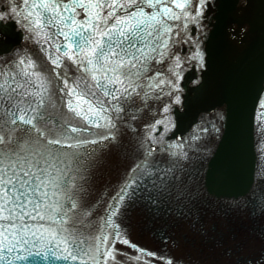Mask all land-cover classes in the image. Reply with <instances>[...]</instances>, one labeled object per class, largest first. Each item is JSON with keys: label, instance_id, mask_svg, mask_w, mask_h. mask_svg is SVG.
<instances>
[{"label": "snow or ice", "instance_id": "1", "mask_svg": "<svg viewBox=\"0 0 264 264\" xmlns=\"http://www.w3.org/2000/svg\"><path fill=\"white\" fill-rule=\"evenodd\" d=\"M21 2L24 10L10 12L37 37L43 56L0 59V264L28 260L29 246L41 242L65 264H115L120 249L113 244L123 227L117 217L131 205L158 209L174 202L182 212L197 198L182 160L152 158L149 150L104 200L103 225L93 222L103 198L94 190L97 170L108 153L121 150L115 121L135 120L131 110L166 83L153 65L168 57L170 34L187 26L173 22L199 21L209 0H195L194 14L193 0H147V8L157 9L151 13L146 0ZM192 59L202 60L200 52ZM258 134L264 139V127ZM257 179L264 184V166Z\"/></svg>", "mask_w": 264, "mask_h": 264}, {"label": "water", "instance_id": "2", "mask_svg": "<svg viewBox=\"0 0 264 264\" xmlns=\"http://www.w3.org/2000/svg\"><path fill=\"white\" fill-rule=\"evenodd\" d=\"M146 3V13L157 10ZM17 6L24 10L21 0H0V14L9 13L0 20V59L43 56L37 37L11 14ZM196 7L193 0L189 13ZM181 24L187 26L179 36L170 34L168 57L153 65L166 83L131 110L135 120L115 121L121 150L108 153L97 170L94 190L103 198L93 222L103 225L104 200L131 178L133 161L152 150V158L182 160L197 198L182 212L174 202L158 209L131 205L117 217L123 227L113 244L120 249L115 264H264V184L257 179L264 166L258 134L264 127V0H209L199 21L173 22ZM197 51L202 60L192 59ZM47 247L30 245L33 255L18 264H65Z\"/></svg>", "mask_w": 264, "mask_h": 264}]
</instances>
